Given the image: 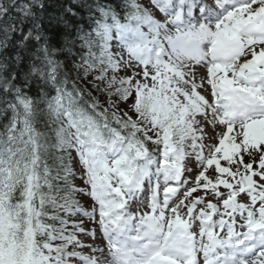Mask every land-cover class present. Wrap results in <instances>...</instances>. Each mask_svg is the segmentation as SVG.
<instances>
[{"label":"snow or ice","instance_id":"snow-or-ice-1","mask_svg":"<svg viewBox=\"0 0 264 264\" xmlns=\"http://www.w3.org/2000/svg\"><path fill=\"white\" fill-rule=\"evenodd\" d=\"M201 260L264 264V0H0V264Z\"/></svg>","mask_w":264,"mask_h":264},{"label":"rangeland","instance_id":"rangeland-1","mask_svg":"<svg viewBox=\"0 0 264 264\" xmlns=\"http://www.w3.org/2000/svg\"><path fill=\"white\" fill-rule=\"evenodd\" d=\"M141 2H142V1H141ZM78 186H80V187H83V186H84V185H83V181L80 180V179H78ZM81 199H82L83 204H84L86 207H88V208L90 209L91 206H92V204H93L91 198H89V197H85V196H81ZM87 226H88L89 228H91V227H94L95 225L89 223ZM97 231H99V230H97ZM85 242H86V243H91L92 240H91V238H88ZM95 242H96L97 244H102L101 239H97Z\"/></svg>","mask_w":264,"mask_h":264},{"label":"trees","instance_id":"trees-1","mask_svg":"<svg viewBox=\"0 0 264 264\" xmlns=\"http://www.w3.org/2000/svg\"><path fill=\"white\" fill-rule=\"evenodd\" d=\"M95 94V93H94Z\"/></svg>","mask_w":264,"mask_h":264}]
</instances>
